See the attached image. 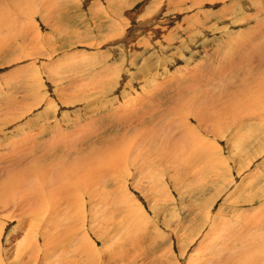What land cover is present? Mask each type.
<instances>
[{
	"label": "rangeland",
	"instance_id": "rangeland-1",
	"mask_svg": "<svg viewBox=\"0 0 264 264\" xmlns=\"http://www.w3.org/2000/svg\"><path fill=\"white\" fill-rule=\"evenodd\" d=\"M0 38V186L86 178L47 245L0 201V264H264V0H0Z\"/></svg>",
	"mask_w": 264,
	"mask_h": 264
},
{
	"label": "bare ground",
	"instance_id": "bare-ground-1",
	"mask_svg": "<svg viewBox=\"0 0 264 264\" xmlns=\"http://www.w3.org/2000/svg\"><path fill=\"white\" fill-rule=\"evenodd\" d=\"M22 1V0H21ZM261 4V3H260ZM150 38H151V36H150ZM1 39V38H0ZM2 41V40H1ZM4 41V40H3ZM2 41V42H3ZM1 42V43H2ZM260 42V41H259ZM1 43H0V46H1ZM253 44V43H252ZM264 46V45H263ZM2 48H4V45L3 46H1ZM256 46L254 45V48H255ZM261 47V46H260ZM259 46H258V48H260ZM8 49V48H7ZM253 49V48H252ZM3 52V51H2ZM255 52V51H254ZM258 54V53H257ZM263 54H264V50H263ZM263 56V55H262ZM244 57V56H243ZM137 58V57H136ZM226 58H228V57H226ZM225 58V59H226ZM232 59V58H231ZM226 63H228V62H226ZM223 65V66H222ZM221 66H218V67H214V69H211L213 72H216L217 70H219V72H220V74H221V77H224L226 74H223L222 75V72L223 71H225V68H224V64H222ZM209 68H211V67H209ZM230 68V67H229ZM219 74V73H218ZM220 77V78H221ZM207 81H206V84H208V85H212V83L211 82H213V80H212V78H211V76H210V78L209 77H207ZM206 80V79H205ZM230 81V80H229ZM205 84V85H206ZM214 84V83H213ZM215 85V84H214ZM214 85H212V86H214ZM192 87V86H191ZM208 88V87H207ZM215 88V87H214ZM218 89V88H217ZM197 90V89H196ZM209 90V89H208ZM195 93V92H194ZM213 93V92H212ZM68 94V93H67ZM198 94V93H197ZM197 94H195V95H197ZM214 94V93H213ZM151 97V96H150ZM149 97V98H150ZM61 99H62V97H61ZM206 99V98H205ZM64 101V100H63ZM66 102V101H65ZM204 102V101H203ZM208 102V101H207ZM211 103V102H210ZM216 103V102H215ZM243 103V102H242ZM145 104H148V103H145ZM144 104V105H145ZM199 104V103H198ZM201 104H202V101H201ZM212 104V103H211ZM244 104V103H243ZM28 106V105H27ZM26 106V107H27ZM210 106V105H209ZM212 106V105H211ZM240 106H241V104H240ZM246 106V105H245ZM244 105H243V109H244V107H245ZM146 107V106H145ZM184 107V106H183ZM196 107H199L200 108V110L201 111H199L198 109H197V112L199 113V115L201 114L200 112H202V114H205L204 112H203V109H204V104H202V105H200V106H196ZM247 107V106H246ZM172 109V108H171ZM170 109V110H171ZM224 109V108H223ZM247 109V108H246ZM98 110V109H97ZM141 110H142V108H141ZM140 110V111H141ZM222 110V109H221ZM220 112V111H219ZM153 113V112H152ZM249 113H250V111H249ZM139 114H141V113H139ZM154 114V113H153ZM247 114H248V112H247ZM148 115V114H147ZM210 115V114H209ZM223 115H225V113L223 114ZM149 116V115H148ZM147 116V117H148ZM201 116V115H200ZM64 117V116H63ZM140 117V119H142V117L141 116H139ZM157 117V115L155 116V117H153V118H156ZM162 117V116H161ZM221 117V116H220ZM144 118V117H143ZM150 118V117H149ZM202 118V117H201ZM206 118V117H205ZM169 119V118H168ZM207 119V118H206ZM120 120V119H119ZM219 120H220V118H219ZM154 121V120H153ZM206 121V120H205ZM143 122V121H142ZM145 122H146V120H145ZM150 122H151V119H150ZM201 122H203V121H201ZM218 122V121H217ZM154 123V122H153ZM156 123V122H155ZM169 123V122H168ZM137 124V123H136ZM143 124V123H142ZM146 124V123H145ZM144 124V125H145ZM152 124V123H151ZM240 124H242V123H240ZM153 125V124H152ZM151 126V125H150ZM176 126V125H175ZM48 127V129H47V133H51L50 135H52V133H53V135H52V138H50V140H49V143H56V142H58V136H57V133H58V128H57V126H51L50 124L47 126ZM168 127H170L169 125H168ZM192 127V126H191ZM190 130V129H189ZM168 131H169V129H168ZM191 131V130H190ZM60 132V131H59ZM76 132V131H75ZM145 133H144V135L143 136H146V138H148V137H150V138H152V139H154L155 137H156V135H155V130H153V129H149L148 128V130H146V131H144ZM172 132H173V129H172ZM184 133H186V132H184ZM237 133V132H236ZM190 134V133H189ZM238 134V133H237ZM142 136V137H143ZM187 136V135H186ZM65 137V136H64ZM185 137V136H184ZM62 139V138H61ZM144 139V138H143ZM195 139V138H194ZM37 140V139H36ZM64 140H62V142H63ZM180 141V140H179ZM179 141H177L176 140V145H178V142ZM34 143V142H33ZM48 143V144H49ZM182 143V142H181ZM180 142H179V144H181ZM175 144V143H174ZM71 145H74V144H71ZM139 145V144H138ZM33 146H34V144H33ZM35 146H36V144H35ZM140 146V145H139ZM138 147V146H137ZM176 147H178V146H176ZM142 148H143V146H142ZM73 149V148H72ZM173 150V149H172ZM179 150V149H178ZM170 152V151H169ZM176 153V152H175ZM89 154V153H88ZM84 156H86V158L88 157L87 155H84ZM171 156V155H170ZM193 156V155H192ZM76 157V156H75ZM8 158V157H7ZM90 158H91V156H90ZM71 159V158H70ZM74 159V158H73ZM75 159H78V158H75ZM75 159L73 160V162L75 161ZM92 159H93V157H92ZM175 159H177L176 158V156H175ZM209 159V158H208ZM94 160V159H93ZM92 160V161H93ZM195 160V159H194ZM10 161V160H9ZM83 161H84V159H83ZM86 161H88L87 159H86ZM105 161V160H104ZM181 162H183V161H181ZM188 162V161H187ZM77 163V162H76ZM86 163V162H85ZM84 163V164H85ZM178 163V162H177ZM9 164V163H8ZM73 164H75V163H73ZM72 164V162H71V164L70 165H73ZM11 165V164H10ZM70 165H68V166H70ZM108 165V164H107ZM46 166V164L45 163H40L39 165H38V174H40L41 173V171H42V167H45ZM75 166V165H74ZM85 166V165H84ZM99 166V165H98ZM102 166H103V164H102ZM114 166V165H113ZM112 165L110 166L111 168L113 167ZM116 167V166H115ZM64 168H66V167H64ZM70 168H73L72 166H70ZM91 168V167H90ZM101 168V167H100ZM106 168H107V166H106ZM57 169V168H56ZM56 169H54V171H53V173H52V176H51V178L48 180V178H44V181H45V183L44 184H46L47 185V188H46V190L45 191H43V190H41L39 187H40V184H39V186H33L32 188H28V189H25V190H23L21 193H19L18 191H16L15 192V194L13 195L11 192H12V190H4V187H1L0 186V201L1 202H3V205L4 206H6L7 204H9V202L10 201H12L11 203H12V205L13 206H16L18 209H20V210H23L24 211V217H22L21 219H19V220H16L17 221V223H16V226L17 225H20V223H23V222H26L27 223V225L25 226V231H27L28 232V236H29V238H27L28 239V242H27V244H28V246L30 245V243H31V241H30V239H36L37 241L40 239V237H42V238H45L46 240H44V243H46L45 245H47V244H50L49 242H50V240H49V238L47 239V237H54L55 235H56V237L58 236V235H60L61 236V234H59V233H57L56 234V232H58V229H60L59 227H61V223H54L53 221H51L49 218H48V215H49V213H50V211L52 210V208L53 207H59V206H61V204H65L66 203V205L68 204L69 206H74V202H73V200H74V197L76 196L75 195V193H77V194H81V193H79V192H77L78 190H80L82 187V185L80 186V184H81V181H86L85 179V176H82V175H80V176H78L77 177V179H75V180H72L71 178L72 177H74L75 175H73L71 178H70V176H67V175H65V174H68V173H70V172H66V173H64V175L65 176H63L62 178H61V173L60 172H56L55 170ZM88 169V168H87ZM102 169H104L103 167H102ZM184 169V168H183ZM182 169V170H183ZM68 170V169H67ZM86 170V169H85ZM104 171V170H103ZM254 171V170H253ZM77 172H79V171H77ZM88 172V171H87ZM198 172V171H197ZM81 173V172H80ZM9 174V176H7V179H6V181H5V186L6 187H9V186H12V185H20V184H22V183H24V180L22 179V178H20V177H18L17 175H16V173H13V171L12 172H10V173H8ZM49 174H51V171H49ZM73 174V173H72ZM84 175V174H83ZM99 175V174H98ZM100 175H101V173H100ZM186 175H187V173H186ZM224 175V174H223ZM89 176V175H88ZM64 177L66 178V179H64ZM89 178V177H88ZM103 178V177H102ZM69 180L67 183H65V184H60V181H62V180ZM91 180V179H90ZM233 178L230 180V185H232L233 184ZM29 182V181H28ZM27 182V183H28ZM225 182V181H224ZM0 183H2L3 184V181H2V177L0 176ZM80 183V184H79ZM84 183V182H83ZM86 183V182H85ZM85 183H84V185H85ZM242 183H244V182H242ZM217 184V183H216ZM226 184V183H225ZM245 184V183H244ZM4 185V184H3ZM61 185V186H60ZM97 185V184H96ZM99 185V184H98ZM124 186V185H123ZM216 186H218V185H216ZM84 187V189H85V187L86 186H83ZM125 187V186H124ZM215 187V186H214ZM99 188V187H98ZM222 188H224V187H222ZM226 188V187H225ZM61 190V191H60ZM222 190V189H221ZM65 192L67 195H66V197H65V199L63 198V199H60V193H62V192ZM81 191V190H80ZM83 191H85V190H83ZM214 191V190H213ZM228 191V190H227ZM63 192V193H64ZM74 193V195L72 194H70L69 195V193ZM216 192H217V190H216ZM100 193V192H99ZM228 193V192H227ZM220 194V192H217V194H216V196H213V197H209L210 198V200H208V202L204 205V206H206L207 207V210H206V212H207V214H206V216H205V218L207 219V222L210 220V222H211V225H212V223H214L215 222V219H216V217H218V211L217 212H215V214L213 213V207H214V201H215V199H217L216 197L218 196ZM20 195V196H19ZM169 195V194H168ZM209 195H211L210 193H209ZM208 195V196H209ZM63 196H65V195H63ZM256 196V195H255ZM77 198L79 197V196H76ZM257 197V196H256ZM121 198V197H120ZM207 199V198H206ZM249 200V199H248ZM122 201V200H121ZM252 201V200H251ZM250 202V201H249ZM117 203V202H116ZM123 203V202H122ZM65 205V206H66ZM137 205V204H136ZM9 208V207H8ZM227 208V207H226ZM17 209V210H18ZM64 209V208H63ZM10 209H8V211H9ZM71 211V210H70ZM245 211H247V210H245ZM263 211H264V205H263V207H262V213H263ZM80 212V211H79ZM68 213V212H67ZM74 213V212H73ZM220 213V212H219ZM246 213V212H245ZM249 213V212H248ZM250 214V213H249ZM13 216V214L12 215H9V216H6L5 218L6 219H8V223H5V221H4V223H2L1 224V222H3V217H0V232L2 231V229L4 228L3 227V225L4 224H6V225H9V223H12V222H14V217H13V219L11 218ZM71 217V216H70ZM67 218V221L69 220L68 218L69 217H66ZM82 218V217H81ZM257 218V217H256ZM12 219V220H11ZM25 219V220H24ZM122 219V218H121ZM126 219H127V217H126ZM73 220V219H72ZM71 220V221H72ZM123 220V219H122ZM135 221V220H134ZM141 221V220H140ZM248 221V220H247ZM258 221H260L261 222V219L259 220L258 219ZM136 222V221H135ZM226 221H223V223H225ZM19 223V224H18ZM130 223V222H129ZM180 223V221H177L176 223H175V225L174 226H172V229L174 230V229H176V227H177V225ZM257 223V222H256ZM73 224H76V222L75 223H73ZM126 224V223H125ZM207 224V223H206ZM56 225L58 226L57 228H56ZM79 225V224H78ZM81 225V224H80ZM134 225V224H133ZM5 226V225H4ZM28 226V227H27ZM72 226V225H71ZM137 226V225H136ZM27 227V228H26ZM209 227V226H208ZM24 227L22 226L21 228H20V230H22ZM69 228V227H68ZM82 228V227H81ZM81 228H79V229H81ZM264 229V228H263ZM82 230V229H81ZM118 230H119V228H118ZM128 230V229H127ZM206 230V229H205ZM66 231H68L67 229L65 230V232ZM70 231V230H69ZM80 231V230H79ZM3 232V231H2ZM16 232H17V230H16ZM26 232V233H27ZM65 232H63V233H65ZM71 232H72V230H71ZM71 232H69V233H71ZM84 232V235H85V231H83ZM175 232V231H174ZM66 233H68V232H66ZM65 233V234H66ZM66 234V235H68V236H70V234ZM73 233V232H72ZM77 233V232H76ZM1 234V233H0ZM74 235V234H73ZM78 235V234H77ZM87 235V234H86ZM205 235V234H204ZM80 236V235H79ZM64 237V236H63ZM67 237V236H66ZM80 238V242H82V244H84V254L85 253H87V256H85V257H87L86 259H88L89 261H90V258H89V256L88 255H90L89 254V251H90V245H89V240H87V237L86 236H82V238H85L86 239V241L84 240V239H82L81 237H79ZM59 239V238H58ZM65 239V238H64ZM63 239V240H64ZM81 239H82V241H81ZM49 240V242H47ZM72 240V239H71ZM76 240V239H75ZM253 240V239H252ZM41 241V240H40ZM55 241V240H54ZM69 241V240H68ZM84 241V242H83ZM123 241V240H122ZM42 242V241H41ZM64 242V241H63ZM62 242V243H63ZM71 242V241H70ZM263 242H264V239H263ZM23 243V242H22ZM58 243V242H57ZM261 243V242H260ZM260 243L259 242H257V244H253L251 247L253 248V246H257V245H260ZM61 245V244H60ZM263 245H264V243H263ZM18 246V245H17ZM52 246V245H51ZM51 246H48V247H43V251H41V255H43V257H50L51 258V256H53L54 254H55V252L56 251H53V249H52V247ZM65 246V245H64ZM92 246H93V244H92ZM261 246V245H260ZM56 247V246H55ZM66 247V246H65ZM229 247V246H228ZM24 249H25V247H23ZM67 248V247H66ZM70 248V247H69ZM250 248V247H249ZM251 248V249H252ZM257 248V250H258V247H256ZM96 249V248H95ZM228 249V248H227ZM19 250V249H18ZM20 250H22V249H20ZM45 250V251H44ZM73 250V249H72ZM253 250V249H252ZM254 250H255V248H254ZM32 251V250H31ZM36 251V253L33 255L34 256V258L35 257H37L36 259H38L39 258V253H38V249H36L35 250ZM62 251V250H61ZM67 251V250H66ZM92 249H91V254H92ZM229 251V250H228ZM19 252V251H18ZM96 252V251H95ZM252 252V251H251ZM261 252V251H260ZM51 253H52V255H51ZM248 254H249V251H248ZM255 254V252H253L252 254L250 253V255H248V256H253ZM60 256V255H59ZM91 256V255H90ZM248 256H247V258H248ZM62 257V256H61ZM29 258H31V257H29ZM59 258V257H58ZM76 258V257H75ZM45 259V258H44ZM65 259V258H64ZM67 259V258H66ZM225 259V258H224ZM254 259V258H253ZM253 259H251V260H253ZM53 260V259H52ZM87 260V261H88ZM250 260V261H251ZM255 260L256 261H258V258L257 257H255ZM255 260H253L254 262H255ZM200 261V260H199ZM66 262V261H65ZM221 262H222V260H221ZM254 262H252V263H254ZM64 263V262H63ZM90 263V262H89ZM245 263H247V261L245 262ZM252 263H249V264H252ZM257 263V262H256ZM71 264H72V262H71ZM238 264V263H237Z\"/></svg>",
	"mask_w": 264,
	"mask_h": 264
}]
</instances>
